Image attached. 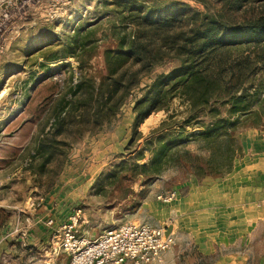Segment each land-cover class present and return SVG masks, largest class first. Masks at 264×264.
Masks as SVG:
<instances>
[{
	"label": "rangeland",
	"instance_id": "obj_1",
	"mask_svg": "<svg viewBox=\"0 0 264 264\" xmlns=\"http://www.w3.org/2000/svg\"><path fill=\"white\" fill-rule=\"evenodd\" d=\"M154 1L181 2L200 13V18L207 15L225 23H243L264 12V1L241 10L220 0ZM46 10L32 7L16 19L18 32L10 34L0 48V264H69L70 256L56 254L55 249L65 242L61 227L73 217L77 218L76 236L87 240L125 223L174 226L172 247L154 264H264V210L260 208L247 211L242 237L236 234L241 227H234L224 236L221 232L210 235V244L203 246L188 224L175 227L184 216L158 214L164 209L160 198L175 194L170 204L205 180L264 173V64L248 76L245 87L251 86L247 93L250 109L232 131L235 141L222 139L213 146V163H225L220 173L204 175V171H212L206 165L212 155L204 140L190 137L211 119L200 118L183 127L192 108L181 96L171 99L166 110L148 116L135 131L137 100L159 75L178 67L173 59L155 66L142 79L140 88L131 93L111 123L95 132L65 127L60 138L63 143H53V158L46 163L36 151L54 122L48 117L56 101L69 97L80 75L99 86L107 77L105 52L118 49L121 38L132 39L140 31L128 24L127 9L120 0H71L54 17ZM213 108L229 117V105L214 104ZM164 122L175 132L170 135L189 136L191 141L172 152L175 157L165 171L152 175L151 169L147 173L140 167L152 168L154 157L146 142L158 137L153 133ZM133 137L137 138L134 143ZM156 142L153 150L158 148ZM69 201L74 203V211L63 224L49 227L52 211ZM261 206L264 208V195ZM199 221L204 229V216ZM28 236L35 242L29 244Z\"/></svg>",
	"mask_w": 264,
	"mask_h": 264
},
{
	"label": "trees",
	"instance_id": "obj_2",
	"mask_svg": "<svg viewBox=\"0 0 264 264\" xmlns=\"http://www.w3.org/2000/svg\"><path fill=\"white\" fill-rule=\"evenodd\" d=\"M220 1L241 10L248 4L264 0ZM120 4L127 9L128 24L140 29L138 35L132 39L121 38L118 49L105 52L107 77L99 86L80 75L69 97L56 101L48 117L54 122L50 132L40 140L37 156L46 159V163L51 162L53 143H63L60 138L65 134V127L88 128L95 132L111 123L131 93L140 88L142 79L155 66L173 59L179 62L178 67L159 75L137 100L135 131L148 116L166 110L171 99L181 96L192 108L183 127L200 118L211 119L209 124L197 123L202 131L190 136L194 140H204L205 148L212 155V160L206 164L212 171H204V175L222 172L225 163H213L216 155L213 146L222 139L235 141L232 131L241 124L240 116L250 109L247 93L251 86L246 88L245 84L253 69L264 64V12L236 24L207 15L200 18V13L181 2L158 4L154 0H120ZM188 24L191 25L186 31L184 26ZM214 104L229 105V117H222L220 110L213 108ZM235 116L237 118L233 119ZM167 125V122L162 123L153 133H158V137L146 142L154 157L153 169L140 168L147 173L151 169L152 175L165 171L175 157L172 152L191 141L189 136L173 137L170 134L175 132ZM136 140L133 137L132 142ZM154 140L159 145L153 150ZM229 151H232L231 147Z\"/></svg>",
	"mask_w": 264,
	"mask_h": 264
},
{
	"label": "built area",
	"instance_id": "obj_3",
	"mask_svg": "<svg viewBox=\"0 0 264 264\" xmlns=\"http://www.w3.org/2000/svg\"><path fill=\"white\" fill-rule=\"evenodd\" d=\"M71 0H0V48L8 41L12 33H17L15 20L26 15L32 7H45L54 17L62 6ZM15 29V30H14ZM175 194L164 199L169 203ZM49 219L47 225L54 226ZM77 218L61 227L65 233V242L55 249L56 254L66 252L70 256L69 264H154L174 243V236L166 227L148 223H125L104 232L95 240L77 237L75 228Z\"/></svg>",
	"mask_w": 264,
	"mask_h": 264
},
{
	"label": "crops",
	"instance_id": "obj_4",
	"mask_svg": "<svg viewBox=\"0 0 264 264\" xmlns=\"http://www.w3.org/2000/svg\"><path fill=\"white\" fill-rule=\"evenodd\" d=\"M260 175L263 176L260 177ZM263 195L264 173L260 174L257 171L249 172V174L247 172L236 173L225 180H205L202 185L190 187L189 193L185 197L170 204L164 203V209L159 210L158 214L164 218H171L173 213L184 216V219L178 220L175 227L182 228L188 224L191 232L197 235L196 240L200 245H209L208 237L210 235L214 236L217 232L219 235L221 232L224 236V233L234 227H241L236 234L242 237L243 229L248 223L246 220L247 211H251L253 207L264 210L261 206ZM157 204L160 205L159 202ZM74 206L71 201L63 202L49 216L55 220V225H61L67 220L68 214L72 210L74 211ZM201 216H204L206 221L205 225L202 224L204 229H200L201 224H197ZM170 228L172 234L174 226H169L168 230ZM27 241L32 244L35 242V238L28 236Z\"/></svg>",
	"mask_w": 264,
	"mask_h": 264
},
{
	"label": "water",
	"instance_id": "obj_5",
	"mask_svg": "<svg viewBox=\"0 0 264 264\" xmlns=\"http://www.w3.org/2000/svg\"><path fill=\"white\" fill-rule=\"evenodd\" d=\"M171 230H172L171 228L168 230V233H167V235H169V234L171 233Z\"/></svg>",
	"mask_w": 264,
	"mask_h": 264
}]
</instances>
